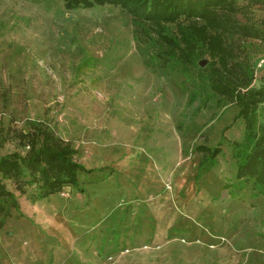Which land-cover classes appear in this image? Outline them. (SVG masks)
I'll use <instances>...</instances> for the list:
<instances>
[{
  "label": "rangeland",
  "instance_id": "1",
  "mask_svg": "<svg viewBox=\"0 0 264 264\" xmlns=\"http://www.w3.org/2000/svg\"><path fill=\"white\" fill-rule=\"evenodd\" d=\"M240 5L236 22L264 25L263 5ZM182 22L163 23L175 45L119 4L0 0V153L25 152L19 131L37 120L112 169L35 202L7 179L24 214L0 226V264H264V192L236 174L246 120L209 83L225 53L264 84V40ZM202 144L220 145L203 170Z\"/></svg>",
  "mask_w": 264,
  "mask_h": 264
},
{
  "label": "trees",
  "instance_id": "2",
  "mask_svg": "<svg viewBox=\"0 0 264 264\" xmlns=\"http://www.w3.org/2000/svg\"><path fill=\"white\" fill-rule=\"evenodd\" d=\"M240 1L264 6V0H64V4L66 8L93 6L97 3L119 4L138 19L155 22L161 27L159 33L162 37L176 42L175 45L178 44L177 36L169 33L170 26L167 27L164 22H174L178 24V29L185 31L191 30L193 25L182 20H203L205 27L217 29L221 35L219 38H223L224 42L227 39L234 40L238 35L264 40V25L240 24L232 17L231 12L241 7ZM222 50L226 51L227 46L222 45ZM188 54V60L194 62L196 58L192 57L193 51ZM214 57L221 62L222 68L213 67L214 71L212 69L209 77L211 88L236 101L240 105L239 114L246 120L247 141H237V152L241 154V159L236 174L241 180L253 181L258 185V190L264 192V123H260L263 124L261 132L256 130L258 106L264 100V84L249 87L252 81L249 73L243 70L242 75L232 72L225 53L215 54ZM82 66L81 63L79 68ZM18 136L21 144L28 147L25 152L15 149L0 153V226L11 214L12 208L24 214L18 194L8 187L7 179L13 180L15 187L21 193H28L35 202L62 190L66 185L78 186L81 172L90 174L103 171L105 175L111 174L112 169L108 165H86L77 157L78 148L69 139L37 120L28 129L20 130ZM4 139L5 135L0 130V148L4 145ZM198 147L207 153L201 160V170L216 164L219 144L213 147L202 144Z\"/></svg>",
  "mask_w": 264,
  "mask_h": 264
},
{
  "label": "water",
  "instance_id": "3",
  "mask_svg": "<svg viewBox=\"0 0 264 264\" xmlns=\"http://www.w3.org/2000/svg\"><path fill=\"white\" fill-rule=\"evenodd\" d=\"M200 63L204 64V63H205V59L201 60V62H200Z\"/></svg>",
  "mask_w": 264,
  "mask_h": 264
}]
</instances>
